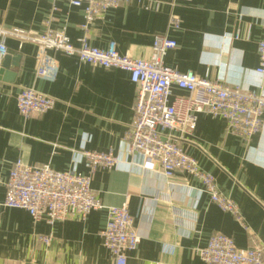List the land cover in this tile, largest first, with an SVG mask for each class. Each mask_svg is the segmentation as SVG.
I'll list each match as a JSON object with an SVG mask.
<instances>
[{
  "label": "crops",
  "instance_id": "1",
  "mask_svg": "<svg viewBox=\"0 0 264 264\" xmlns=\"http://www.w3.org/2000/svg\"><path fill=\"white\" fill-rule=\"evenodd\" d=\"M173 14L181 19L176 30L169 28ZM85 25L84 5L0 0V26L24 28L32 37L22 46L18 38H6L7 55L21 59L10 69L17 74L14 81L0 80V264H115L102 230L108 208L123 204L141 235L137 248L127 252L126 264H206L197 250L215 233L232 237L241 249L254 241L264 244V113L261 131L249 144L228 130L225 119L206 113L181 141L214 175L219 191L237 204L243 225L213 202L194 176L177 172L166 178L158 165L144 167L138 156L127 153L124 138L138 91L128 71L49 50L48 70L40 72L33 39L49 29L65 30L76 45L84 37L100 48L115 41L120 54L149 59L155 35L167 33L177 42L164 56L167 67L264 93V76L256 72L264 0H132ZM23 87L51 95L55 106L23 116L17 105ZM186 94L173 87L174 96ZM86 151H112L120 159L115 167H98L92 174L103 208L86 218L70 216L50 224L3 205L17 160L89 174Z\"/></svg>",
  "mask_w": 264,
  "mask_h": 264
},
{
  "label": "built area",
  "instance_id": "2",
  "mask_svg": "<svg viewBox=\"0 0 264 264\" xmlns=\"http://www.w3.org/2000/svg\"><path fill=\"white\" fill-rule=\"evenodd\" d=\"M67 1L75 6H85V27L108 10L132 2ZM180 27L179 16L171 15L169 28L176 30ZM9 36L18 38L20 46L32 39L24 28L6 29L0 26V60L9 53L6 43ZM33 39L39 47L40 72L48 70L51 59L46 52L49 50L77 56L79 60L95 66L128 71L138 91L134 117L124 138L127 153L138 156L139 163L144 167L158 165L166 178H172L177 172L194 176L202 182V191L209 194L213 202L224 211L231 212L244 225L237 204L219 191L214 175L200 167L199 162L186 152L181 141L194 133L199 115L206 113L225 119L228 130L249 144L262 128L264 93L232 87L201 77L191 70L182 72L167 67L164 56L177 47V42L167 33L155 35L149 59L120 54L115 41H110L107 48H100L90 45L84 37L76 45L65 30L49 29ZM258 54L256 72L264 76V37L258 43ZM173 87L187 94L174 96ZM55 103L51 95L31 87H23L17 97L19 112L25 117L44 114ZM84 155L89 174L73 169L59 171L50 163L30 165L17 160L6 181L3 205L27 210L35 221L45 220L50 224L70 216L86 218L92 211L103 208L92 187V174L98 167H115L120 161L119 156L112 151H86ZM102 236L115 264H126L127 252L135 250L141 241L127 204L108 208ZM41 239L49 243L51 237L43 236ZM197 251L206 264H264V244L254 241L250 247L241 249L232 237L222 233L213 234L207 245Z\"/></svg>",
  "mask_w": 264,
  "mask_h": 264
},
{
  "label": "water",
  "instance_id": "3",
  "mask_svg": "<svg viewBox=\"0 0 264 264\" xmlns=\"http://www.w3.org/2000/svg\"><path fill=\"white\" fill-rule=\"evenodd\" d=\"M21 56L12 57L6 55L0 60V80L13 82L16 77V72H11V66L18 65Z\"/></svg>",
  "mask_w": 264,
  "mask_h": 264
}]
</instances>
